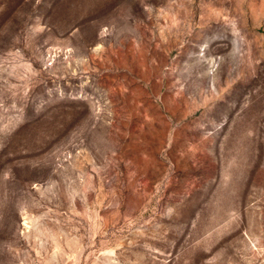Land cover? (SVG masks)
<instances>
[{"label":"rangeland","instance_id":"rangeland-1","mask_svg":"<svg viewBox=\"0 0 264 264\" xmlns=\"http://www.w3.org/2000/svg\"><path fill=\"white\" fill-rule=\"evenodd\" d=\"M0 264H264V0H0Z\"/></svg>","mask_w":264,"mask_h":264}]
</instances>
